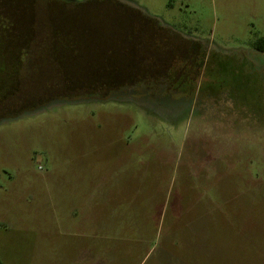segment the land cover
Returning <instances> with one entry per match:
<instances>
[{
    "label": "rangeland",
    "instance_id": "1",
    "mask_svg": "<svg viewBox=\"0 0 264 264\" xmlns=\"http://www.w3.org/2000/svg\"><path fill=\"white\" fill-rule=\"evenodd\" d=\"M115 1L0 0V35L77 25L83 49L120 53L124 32L97 16ZM127 1L263 68L264 0ZM192 80V102L150 82L2 121L0 264H264V105L251 89L199 96Z\"/></svg>",
    "mask_w": 264,
    "mask_h": 264
},
{
    "label": "trees",
    "instance_id": "2",
    "mask_svg": "<svg viewBox=\"0 0 264 264\" xmlns=\"http://www.w3.org/2000/svg\"><path fill=\"white\" fill-rule=\"evenodd\" d=\"M98 14L95 13L101 16L99 20L107 29L117 31L115 37L124 32L126 37L120 40L126 42L120 53L111 45L104 51L100 47L98 50L83 49L84 41L75 34L77 25V28L70 26L73 35L69 31L65 33L62 25L46 30L49 33L44 27L40 34L33 32L32 36L4 30V35H0V123L53 104L111 98L113 93L150 82L162 87L169 83V89L195 95L197 87L185 85L192 77V82L200 79L199 96L213 97L217 101L228 91L234 98L237 88L251 89L256 101L261 107L264 105V75L245 58L238 59L233 54H222L217 58L214 50L207 49L204 44L175 35L156 18L118 1L104 3ZM91 16L87 20L89 23L94 19ZM99 36L102 42L104 34ZM14 46L21 49L17 51ZM251 47L264 55V38L256 39ZM185 56L191 62L182 61L180 57ZM170 57L172 64L181 65L168 66L166 60ZM215 57L223 67L219 73L214 70ZM151 75L153 80H150ZM225 77L232 79L235 86L223 81ZM218 78L223 82L218 84ZM205 80L207 82L202 86Z\"/></svg>",
    "mask_w": 264,
    "mask_h": 264
},
{
    "label": "flooded vegetation",
    "instance_id": "3",
    "mask_svg": "<svg viewBox=\"0 0 264 264\" xmlns=\"http://www.w3.org/2000/svg\"><path fill=\"white\" fill-rule=\"evenodd\" d=\"M118 2H120L122 5H125V6H127V7H130V8H132V9H135V10H138L136 7H135V5L133 4V2L132 1H125V0H117ZM140 10V9H139ZM157 19V18H156ZM157 21L163 26L164 24L161 22V21H159L158 19H157ZM164 26H166L167 28H169L168 30H171V33H173V34H175V35H180L181 37H184L185 35H183V34H181V33H178L175 29H173V28H171V27H169V26H167V25H164ZM191 40V39H190ZM193 41H195V42H200L202 45L205 43V41H203V40H197V39H193ZM204 42V43H203ZM211 50H214V49H211ZM215 50H217V49H215ZM214 50V51H215ZM257 53V52H256ZM258 54H260V53H258ZM261 55H263V54H261ZM261 67H263V68H256L257 69V71H259L260 73H264V65L263 66H261ZM161 88H167L168 90H170L169 89V85L167 86V87H161ZM174 90V89H173ZM177 92V91H176ZM177 93H179V92H177ZM181 96H183V97H185V98H189L190 99V102H192V100L193 99H196V96L194 97V95H191V94H187V93H179Z\"/></svg>",
    "mask_w": 264,
    "mask_h": 264
},
{
    "label": "water",
    "instance_id": "4",
    "mask_svg": "<svg viewBox=\"0 0 264 264\" xmlns=\"http://www.w3.org/2000/svg\"><path fill=\"white\" fill-rule=\"evenodd\" d=\"M108 100H115L114 97H111V98H107V99H99V98H92V99H88V100H76V101H73L72 103H86V102H92V101H98V102H106ZM57 106H61L60 104H53V105H50V106H47L41 110H38V111H34L28 115H32V114H38V113H41V112H44L46 110H49L51 108H54V107H57Z\"/></svg>",
    "mask_w": 264,
    "mask_h": 264
}]
</instances>
